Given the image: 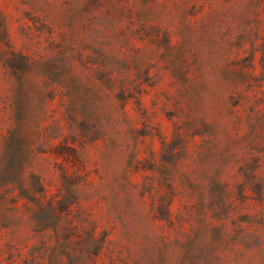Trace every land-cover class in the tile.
Returning <instances> with one entry per match:
<instances>
[{
  "label": "rangeland",
  "instance_id": "rangeland-1",
  "mask_svg": "<svg viewBox=\"0 0 264 264\" xmlns=\"http://www.w3.org/2000/svg\"><path fill=\"white\" fill-rule=\"evenodd\" d=\"M0 264H264V0H0Z\"/></svg>",
  "mask_w": 264,
  "mask_h": 264
}]
</instances>
